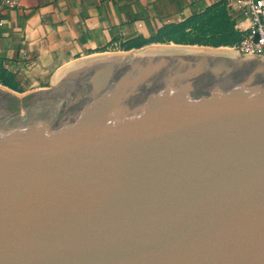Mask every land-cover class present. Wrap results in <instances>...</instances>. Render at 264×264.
I'll return each mask as SVG.
<instances>
[{
    "label": "water",
    "instance_id": "water-1",
    "mask_svg": "<svg viewBox=\"0 0 264 264\" xmlns=\"http://www.w3.org/2000/svg\"><path fill=\"white\" fill-rule=\"evenodd\" d=\"M0 88V264H264V56L149 47Z\"/></svg>",
    "mask_w": 264,
    "mask_h": 264
},
{
    "label": "crops",
    "instance_id": "crops-1",
    "mask_svg": "<svg viewBox=\"0 0 264 264\" xmlns=\"http://www.w3.org/2000/svg\"><path fill=\"white\" fill-rule=\"evenodd\" d=\"M247 26L234 0H0V88H50L54 72L90 55L236 46Z\"/></svg>",
    "mask_w": 264,
    "mask_h": 264
},
{
    "label": "built area",
    "instance_id": "built-area-1",
    "mask_svg": "<svg viewBox=\"0 0 264 264\" xmlns=\"http://www.w3.org/2000/svg\"><path fill=\"white\" fill-rule=\"evenodd\" d=\"M241 10L248 26L242 30V36L236 45V51L242 55L264 56V0H234ZM9 2V1H8ZM113 45L112 50H117Z\"/></svg>",
    "mask_w": 264,
    "mask_h": 264
},
{
    "label": "rangeland",
    "instance_id": "rangeland-1",
    "mask_svg": "<svg viewBox=\"0 0 264 264\" xmlns=\"http://www.w3.org/2000/svg\"><path fill=\"white\" fill-rule=\"evenodd\" d=\"M149 47H157V48H160V47H184V48H200L201 49V47H189V46H178V45H169V44H167V45H156V46H148V47H146V48H149ZM236 46H227V47H224V48H214V49H219V50H221V49H227V50H225V51H233V52H237L236 51V48H235ZM134 52H136V51H131V52H117V53H123V54H126V56L128 57V56H131V54L132 53H134ZM116 53V52H115ZM237 53H239V52H237ZM240 54V53H239ZM240 55H242V54H240Z\"/></svg>",
    "mask_w": 264,
    "mask_h": 264
},
{
    "label": "trees",
    "instance_id": "trees-1",
    "mask_svg": "<svg viewBox=\"0 0 264 264\" xmlns=\"http://www.w3.org/2000/svg\"><path fill=\"white\" fill-rule=\"evenodd\" d=\"M241 36H242V33L237 30L236 34H234V36H231L230 39L232 40V42L236 43L240 41Z\"/></svg>",
    "mask_w": 264,
    "mask_h": 264
},
{
    "label": "bare ground",
    "instance_id": "bare-ground-1",
    "mask_svg": "<svg viewBox=\"0 0 264 264\" xmlns=\"http://www.w3.org/2000/svg\"><path fill=\"white\" fill-rule=\"evenodd\" d=\"M220 49V48H219ZM221 50H227V49H221Z\"/></svg>",
    "mask_w": 264,
    "mask_h": 264
}]
</instances>
